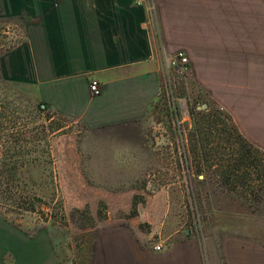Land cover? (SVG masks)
<instances>
[{"label": "crops", "instance_id": "obj_1", "mask_svg": "<svg viewBox=\"0 0 264 264\" xmlns=\"http://www.w3.org/2000/svg\"><path fill=\"white\" fill-rule=\"evenodd\" d=\"M0 13L27 20L24 41L2 55L3 75L116 146L141 143L165 62L183 52L198 88L264 151V0H0ZM165 211L152 235L133 222L100 230L89 264H264V236L188 235ZM0 264L60 262L50 236L2 220Z\"/></svg>", "mask_w": 264, "mask_h": 264}, {"label": "rangeland", "instance_id": "obj_2", "mask_svg": "<svg viewBox=\"0 0 264 264\" xmlns=\"http://www.w3.org/2000/svg\"><path fill=\"white\" fill-rule=\"evenodd\" d=\"M26 21L24 16L0 15L2 55L24 41ZM173 57L165 62L162 94L137 146L126 142L116 146L118 142L108 140L107 134L93 133L81 122L58 114L40 121L47 129L61 128L48 145L49 159L31 167L25 179L27 190L44 200L40 208L48 218L41 213L19 214L0 205V221L24 236L40 232L50 236L60 264H89L95 237L107 226L133 222L140 235H152L167 209L168 218H177L182 231H190L188 235L264 236V151L252 145L256 158L251 160L261 163L262 180H257L256 169L243 170L240 174L248 173V182L234 194L219 182L214 173L217 167L191 174V113L208 104L200 112L210 121L217 120L220 128H225L226 117L198 88L189 68L171 65ZM21 89L32 104L38 103L34 88Z\"/></svg>", "mask_w": 264, "mask_h": 264}, {"label": "trees", "instance_id": "obj_3", "mask_svg": "<svg viewBox=\"0 0 264 264\" xmlns=\"http://www.w3.org/2000/svg\"><path fill=\"white\" fill-rule=\"evenodd\" d=\"M1 58L0 53V205L19 214L41 213L47 219L40 208L45 204L44 200L27 190L25 179L31 167L49 159L48 145L61 128H45L44 122L40 121L46 118L50 121L56 113L41 101L32 104L31 97L21 89L23 86L3 75ZM200 111L203 110L196 108L191 113L194 121L191 174L194 170L199 174L208 173L217 167L214 173L219 182L233 194L239 185L248 182V173L240 174L243 170L256 169L261 175L257 180H262L261 163L258 165L251 160L256 158L252 152L254 146L242 135L233 118L225 112V128H220L217 120L210 121ZM224 144L226 146H222ZM193 189L191 192L196 202Z\"/></svg>", "mask_w": 264, "mask_h": 264}, {"label": "built area", "instance_id": "obj_4", "mask_svg": "<svg viewBox=\"0 0 264 264\" xmlns=\"http://www.w3.org/2000/svg\"><path fill=\"white\" fill-rule=\"evenodd\" d=\"M170 63L175 68L179 67V68L185 70L188 68L189 58L187 57V55L185 53L180 52V53H177L173 58H171ZM90 90L94 96H99L101 94V86L96 81H93L91 83ZM154 250L159 252L162 250V246L156 245L154 247Z\"/></svg>", "mask_w": 264, "mask_h": 264}, {"label": "water", "instance_id": "obj_5", "mask_svg": "<svg viewBox=\"0 0 264 264\" xmlns=\"http://www.w3.org/2000/svg\"><path fill=\"white\" fill-rule=\"evenodd\" d=\"M42 107L45 108V105H43ZM207 107H208V105L204 104L203 106L199 107L198 110H206ZM48 109H50V108H48ZM201 178H203V177H201ZM189 233H190V231L186 230V234H189Z\"/></svg>", "mask_w": 264, "mask_h": 264}]
</instances>
